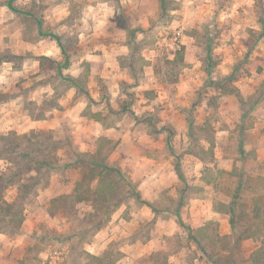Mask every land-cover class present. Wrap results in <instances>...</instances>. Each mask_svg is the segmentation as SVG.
Here are the masks:
<instances>
[{
	"label": "rangeland",
	"instance_id": "1",
	"mask_svg": "<svg viewBox=\"0 0 264 264\" xmlns=\"http://www.w3.org/2000/svg\"><path fill=\"white\" fill-rule=\"evenodd\" d=\"M12 133L0 264L264 263V0H0Z\"/></svg>",
	"mask_w": 264,
	"mask_h": 264
},
{
	"label": "trees",
	"instance_id": "2",
	"mask_svg": "<svg viewBox=\"0 0 264 264\" xmlns=\"http://www.w3.org/2000/svg\"><path fill=\"white\" fill-rule=\"evenodd\" d=\"M8 6L11 9L16 10L15 7L13 5H11V3H9ZM55 39L58 41V43H59V45L61 47L62 54L67 59L66 49H65L64 45L61 42H59V38L56 37ZM46 58H48V57L43 56V57H40V60H44ZM68 66H69V63H67L65 67H68ZM61 70L62 69H59L58 70L60 74H61ZM17 137H18V135H16L15 133H12L11 136H9V137L8 136H2V135H0V141H1V146H0V162L1 161H6V163H8V164H12V162H13L12 157L11 158L10 157H5V155H3L1 153V149H3L2 148L3 146H6V144H5L6 141H8L9 139L11 140L12 138L15 139ZM23 138H25L26 143H29L30 142V138H31L30 135H24ZM12 144H13V142L11 143V145ZM170 145H171L170 146L171 150H173L174 148H173L171 142H170ZM43 149H44L43 148V145H41L40 148L37 147V151L41 152V154L44 153V150ZM21 155L23 157H25V158H30L31 157L30 152L29 151H25L24 149H23ZM35 162L38 165V167H37L38 170H41L44 167H49V168L52 167V163L49 162V161H46V160H40V161L39 160H35ZM100 167H102L103 169H106L103 165H100ZM12 169H13L12 167H8L7 168V171H5V173H2V172L0 173V208L3 207L2 204H4L6 206V209H5L6 210V214L8 213L7 215H10V216H14L15 215V213H13L11 211V208L13 209V207H14V204H15L14 201L15 200L13 202L6 201V199L4 197V192H5V190H6V188H7V186L9 184H13L15 182L14 181L15 178L13 179V177L14 176H18L19 175V171H21V168L18 169L19 171H15V172ZM175 170H176V173H177L178 177L184 182L185 181L184 174H183V171L181 169V162L179 161V159L176 162ZM108 171H111V172L114 171L115 173H118V174H120V172H121L120 168H118V167H111L110 169H108ZM7 172H10V173H7ZM98 174H99L98 182H100V185L103 184L102 187H104V188H102V190L103 191L105 190V188H106L105 187V184L108 185V189L109 188L111 189V187L113 185V182L112 181H114L112 179V175L111 176L110 175H107V173H105L104 171H101V170L98 171ZM128 183L130 184L131 182L129 181ZM80 187H81V183L77 182V185H76V193H78ZM103 191H102V194L104 193ZM135 197H136V200H138L139 202H141V203H143L145 205L150 206V203L148 201H146V200L144 201V199L142 198V195L140 193L135 194ZM103 198L105 199L104 201H106V198L107 197L105 195H104ZM230 207H231L230 212H231V214H233L234 213L233 205H230ZM17 229L19 230L20 227H17ZM0 232L1 233H5L4 231H0ZM259 252H261V251H259ZM259 252L255 253L256 256L254 257V261L256 263L264 264V263H261V259H259V257H260L259 256Z\"/></svg>",
	"mask_w": 264,
	"mask_h": 264
},
{
	"label": "crops",
	"instance_id": "3",
	"mask_svg": "<svg viewBox=\"0 0 264 264\" xmlns=\"http://www.w3.org/2000/svg\"><path fill=\"white\" fill-rule=\"evenodd\" d=\"M262 129H263V127H262ZM261 138H262V140H264V134H263V136ZM262 145H264V141H263V144ZM262 145H261V147H259L256 150L257 151L258 158H260V157H263L264 158V146H262Z\"/></svg>",
	"mask_w": 264,
	"mask_h": 264
}]
</instances>
